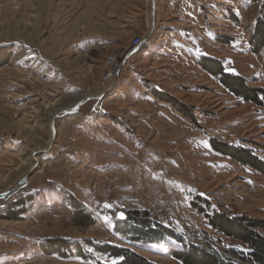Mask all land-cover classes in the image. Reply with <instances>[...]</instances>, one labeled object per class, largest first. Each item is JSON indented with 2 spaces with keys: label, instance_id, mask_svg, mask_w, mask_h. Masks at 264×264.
<instances>
[{
  "label": "rangeland",
  "instance_id": "obj_1",
  "mask_svg": "<svg viewBox=\"0 0 264 264\" xmlns=\"http://www.w3.org/2000/svg\"><path fill=\"white\" fill-rule=\"evenodd\" d=\"M258 21L264 0H0V47L13 52L0 68V194L27 178L0 207V264H98L42 253L55 238L156 264H182L171 255L180 240L240 246L195 206L264 220V175L211 145L264 161V107L200 60L264 88ZM144 211L174 236L134 239L130 218Z\"/></svg>",
  "mask_w": 264,
  "mask_h": 264
},
{
  "label": "trees",
  "instance_id": "obj_2",
  "mask_svg": "<svg viewBox=\"0 0 264 264\" xmlns=\"http://www.w3.org/2000/svg\"><path fill=\"white\" fill-rule=\"evenodd\" d=\"M251 45L254 53L264 50V21L257 22L251 37ZM12 55V50L0 47V68L7 65ZM200 65L236 97L264 107V88L252 87L248 85L244 77L227 72L218 59L203 56ZM211 145L217 152L251 166L264 175V161L250 149L219 143L216 140H213ZM27 202L19 200L10 204L2 212L10 213L13 207L22 206ZM205 203L206 208L195 207L201 212L210 229L228 240L237 242L240 246L217 250L208 243L197 245L180 240L179 243L183 249L174 250L171 255L182 264H264V220L245 215H229L212 208L207 201ZM73 208L76 206L74 205ZM19 214L22 215L24 212L21 211ZM4 217L11 220L18 219L17 216ZM130 220L132 223L129 225L131 228L128 232L133 235L134 239L151 242L158 237L174 236L173 232L166 233L168 230L152 220L148 211H144L143 214L136 212ZM130 220L125 224H129ZM116 232L123 233L124 231L118 228ZM40 249L47 256H56L61 259L77 258L83 261H95L98 264L104 263L98 260L97 256H106L110 261L109 264H156L129 248L92 239L81 241L64 238L47 239L40 244Z\"/></svg>",
  "mask_w": 264,
  "mask_h": 264
},
{
  "label": "water",
  "instance_id": "obj_3",
  "mask_svg": "<svg viewBox=\"0 0 264 264\" xmlns=\"http://www.w3.org/2000/svg\"><path fill=\"white\" fill-rule=\"evenodd\" d=\"M27 182V178H24L17 186L16 188H14V190L6 192V193H2L0 194V199H10L14 193L16 192V190L21 189L22 187H24V185ZM118 219L120 220H124L125 219V215L122 213H118L117 215Z\"/></svg>",
  "mask_w": 264,
  "mask_h": 264
},
{
  "label": "bare ground",
  "instance_id": "obj_4",
  "mask_svg": "<svg viewBox=\"0 0 264 264\" xmlns=\"http://www.w3.org/2000/svg\"><path fill=\"white\" fill-rule=\"evenodd\" d=\"M15 25V24H13V22H11L10 23V25ZM9 25V24H8ZM134 49V48H133ZM139 49V48H138ZM140 50V49H139ZM119 57V56H118ZM11 188H9L8 190H10ZM17 191H19V192H21L20 191V189H18ZM14 194H16V193H14ZM6 200H8V199H3V200H0V207H2L5 203H6Z\"/></svg>",
  "mask_w": 264,
  "mask_h": 264
}]
</instances>
